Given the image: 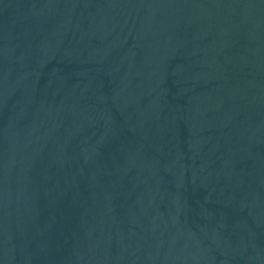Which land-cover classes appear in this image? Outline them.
Returning <instances> with one entry per match:
<instances>
[{
    "label": "water",
    "instance_id": "water-1",
    "mask_svg": "<svg viewBox=\"0 0 264 264\" xmlns=\"http://www.w3.org/2000/svg\"><path fill=\"white\" fill-rule=\"evenodd\" d=\"M0 264H264V0H0Z\"/></svg>",
    "mask_w": 264,
    "mask_h": 264
}]
</instances>
